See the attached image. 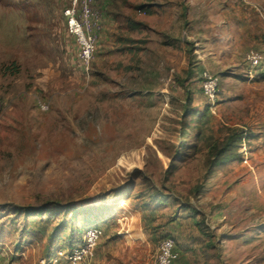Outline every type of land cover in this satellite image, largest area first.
<instances>
[{"label": "rangeland", "instance_id": "374dc122", "mask_svg": "<svg viewBox=\"0 0 264 264\" xmlns=\"http://www.w3.org/2000/svg\"><path fill=\"white\" fill-rule=\"evenodd\" d=\"M74 2L0 0V264H52L93 227L92 264H154L168 235L192 264H264V0H80L89 68Z\"/></svg>", "mask_w": 264, "mask_h": 264}, {"label": "built area", "instance_id": "2783aa9c", "mask_svg": "<svg viewBox=\"0 0 264 264\" xmlns=\"http://www.w3.org/2000/svg\"><path fill=\"white\" fill-rule=\"evenodd\" d=\"M74 6L65 11L64 17L67 23L69 33L76 38L79 45V60L81 63L90 67L96 54L97 41L100 31V19L94 15L88 4L78 6L80 0H74ZM247 62L251 68L250 78H254L255 71L264 67V53L255 51L249 52ZM202 88L209 108L214 114L217 101L218 79L208 73L202 76ZM40 109L44 112L49 110L46 103L40 104ZM4 114V105L0 103V120ZM102 237V231L99 227L89 229L83 239V242L75 247L67 257L63 258L59 254L52 264H92L95 258V249ZM179 254L176 251V242L174 239H164L159 244L154 264H176ZM51 264V263H50Z\"/></svg>", "mask_w": 264, "mask_h": 264}, {"label": "trees", "instance_id": "16d2710c", "mask_svg": "<svg viewBox=\"0 0 264 264\" xmlns=\"http://www.w3.org/2000/svg\"><path fill=\"white\" fill-rule=\"evenodd\" d=\"M127 1V3H126V6L127 7H129L130 5H131V3H136L137 2V4H136V7L138 8V9H141V10H145V9H149L148 8V4L150 3H148V1H150V0H126ZM131 2V3H130ZM141 2H143V3H141ZM141 3V4H140ZM138 5H140V6H138ZM117 7V4L115 3L114 4V8H116ZM122 13H119V12H116V16L118 17V18H120L121 19V21H123L124 23H125V26L126 27H128V28H130V29H134V28H136V29H139V24L138 23H136L135 21H133V20H131V19H127L126 18V15H121ZM124 41H128V40H124ZM128 51L129 52H131V53H139L140 51H141V48H138L137 50H133V49H128ZM15 69V68H14ZM261 69V68H260ZM259 69V70H260ZM263 70H264V67H263ZM262 70V71H263ZM261 71V70H260ZM18 72V70H14L13 71V73L15 74V73H17ZM189 74H190V72H189ZM204 74V73H203ZM203 76V75H202ZM201 81H203V79H202V77H201ZM220 80H219V78H218V87H220ZM188 91V92H187ZM186 91V101H185V106H184V113H186V111L188 110V106H189V103L191 102V97H192V94H193V92H191V90H187ZM202 91H203V88H202ZM203 94H204V92H203ZM1 119H3V116H2V118ZM5 152H4V150H2L1 148H0V156L1 155H3ZM169 238H171V239H174L173 238V236H171V235H168V236H166L165 238H163L162 240H164V239H169ZM175 240V239H174ZM175 242H176V240H175ZM177 246H178V244H177V242H176V251H177ZM182 264H189L187 261H186V259L182 256Z\"/></svg>", "mask_w": 264, "mask_h": 264}, {"label": "crops", "instance_id": "0c3cea01", "mask_svg": "<svg viewBox=\"0 0 264 264\" xmlns=\"http://www.w3.org/2000/svg\"><path fill=\"white\" fill-rule=\"evenodd\" d=\"M178 241V240H177ZM181 243V242H180ZM179 242H178V246H177V252L179 254V259H178V262L176 264H182V256L185 258L184 255H182V246H179L181 245ZM186 261L189 263V264H192L189 260V258H185Z\"/></svg>", "mask_w": 264, "mask_h": 264}, {"label": "clouds", "instance_id": "9594fccd", "mask_svg": "<svg viewBox=\"0 0 264 264\" xmlns=\"http://www.w3.org/2000/svg\"><path fill=\"white\" fill-rule=\"evenodd\" d=\"M65 18V17H64ZM67 24V23H66Z\"/></svg>", "mask_w": 264, "mask_h": 264}]
</instances>
